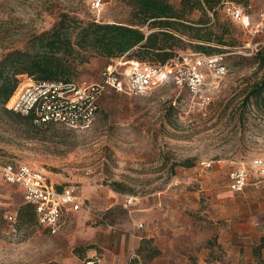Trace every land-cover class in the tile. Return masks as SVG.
I'll return each mask as SVG.
<instances>
[{"label": "rangeland", "instance_id": "374dc122", "mask_svg": "<svg viewBox=\"0 0 264 264\" xmlns=\"http://www.w3.org/2000/svg\"><path fill=\"white\" fill-rule=\"evenodd\" d=\"M91 1L0 0V57L13 49L32 51L39 35L64 20L71 28L93 21L128 25L138 21L125 0H103L100 11L91 8ZM167 1L176 6L181 2ZM245 9L256 21L264 0H249ZM200 15L195 12L190 19L198 20ZM220 17L230 22L223 13ZM139 28L147 34L156 30ZM76 34L77 30L74 38ZM182 39L185 48L180 52L203 53L194 48L198 41ZM252 40L264 45V35L252 38L245 26L233 24V39L227 43L234 46L209 44L216 51L203 54L223 55L228 72L211 85L212 100L205 106L168 78L147 96L106 90L86 129L31 124L0 111V163L42 171L57 188L75 187L85 201L80 211L66 213L59 233L52 235L37 221L19 220L25 205L22 190L0 182V264H81L94 254L112 264H148L154 257L166 260L171 250L165 243L179 236H173L176 226L171 229L170 217L181 209L192 218L193 233L223 226L208 219L217 202L227 214L252 211L264 235V184L251 180L241 193L228 187L234 168L264 157V111L257 110L255 99L245 103L252 83L263 75L245 55ZM73 57L82 62L73 79L89 84L101 82L110 65L123 70L139 62L109 59L82 48ZM205 161H213V168L202 169ZM114 182L122 183L126 192L114 191ZM128 196L137 197L135 206L125 205ZM9 215L16 220L9 221ZM162 222L167 223V230H161L163 249L154 244L143 248L140 238ZM132 251L141 259L136 255L135 262L131 260Z\"/></svg>", "mask_w": 264, "mask_h": 264}, {"label": "built area", "instance_id": "2783aa9c", "mask_svg": "<svg viewBox=\"0 0 264 264\" xmlns=\"http://www.w3.org/2000/svg\"><path fill=\"white\" fill-rule=\"evenodd\" d=\"M104 4L103 0L90 2L94 11L103 9ZM222 12L234 25L245 26L252 38L264 35V9L256 21L250 19L245 7L234 2L226 1ZM261 44L252 40L246 45L245 55L252 56ZM223 61V55L180 52L164 64L136 62L123 70L117 65H110L103 71L101 82L90 84L76 80L37 81L23 75L6 108L23 116H34L35 123L39 125L56 123L72 129H86L95 119L99 99L106 90L131 96H147L168 78H172L179 89H185L193 100L205 106L212 100L211 85L224 78L228 72ZM213 166V161L200 164L202 169L207 170ZM251 180L264 184V157H256L249 166L242 164L234 168L229 173V190L241 193ZM0 182L22 190L25 203L36 208L38 223L52 235L59 233L66 213L80 211L85 202L75 187L59 190L42 171L27 165L0 163ZM136 204L137 197L126 198L127 207ZM6 217L9 221L16 220L12 215ZM81 264L104 262L95 255L87 257Z\"/></svg>", "mask_w": 264, "mask_h": 264}, {"label": "trees", "instance_id": "16d2710c", "mask_svg": "<svg viewBox=\"0 0 264 264\" xmlns=\"http://www.w3.org/2000/svg\"><path fill=\"white\" fill-rule=\"evenodd\" d=\"M135 10L138 21L135 24L101 23L93 21L82 23L71 28L67 21L51 31L38 36V45L29 49H13L0 57V111L14 113L17 116L37 124L34 116H23L6 108L19 84V77L28 75L37 81L72 82L79 62L73 57L77 48L98 52L109 59L127 57L139 62L164 64L175 58L179 50L185 48L183 37L191 38L199 43L194 48L210 54L216 51L209 44L234 46L227 43L233 39V23L222 21L220 14L226 1L247 7L249 0H181L176 6L167 0H125ZM195 12L200 13L198 20L190 19ZM213 15V18L211 17ZM148 26L155 31L147 34L141 28ZM77 30L76 37L73 33ZM251 63L257 65L263 75L252 83L245 103L255 99L258 111H264V45L251 56ZM39 125V124H37ZM186 166L187 163H186ZM62 190V187H58ZM112 189L118 193L126 192L120 182L112 183ZM19 220L37 221L34 205L25 203L20 209ZM208 246H215V238ZM220 250V248H219ZM264 235L254 248L258 264H264ZM221 251V250H220ZM157 253L149 254L152 258ZM213 260H216V257ZM54 264V263H51Z\"/></svg>", "mask_w": 264, "mask_h": 264}, {"label": "crops", "instance_id": "0c3cea01", "mask_svg": "<svg viewBox=\"0 0 264 264\" xmlns=\"http://www.w3.org/2000/svg\"><path fill=\"white\" fill-rule=\"evenodd\" d=\"M227 199L224 198L223 200L226 201ZM184 202L187 204L188 199H185ZM220 203L217 202L214 205L215 212L209 211L208 219L221 221L223 226L217 225V227L209 229L199 228L197 236V233H193L192 218L178 209V212L173 217L171 216L167 222L171 225V229L176 226V232L173 233V236L179 235L176 238L170 237V242L165 243L167 247L169 245L171 255L166 260L154 257L148 264H258V258L254 255V248L259 244L263 233L257 227L256 214L251 211L247 215L241 209L227 214ZM167 223L162 222L160 228L150 230L147 235L140 238L143 240V248H150L154 244L163 249L164 236L161 230H167V226H165ZM209 224L215 225L212 222ZM204 230L205 232H202ZM214 238L215 246H208L207 243ZM136 255H138L136 252L130 253V258L134 262L135 259L133 258ZM212 255L216 257V260H213ZM262 256L264 257V250ZM136 257L141 259L139 255ZM104 264L112 263L104 262ZM116 264H124V262Z\"/></svg>", "mask_w": 264, "mask_h": 264}]
</instances>
